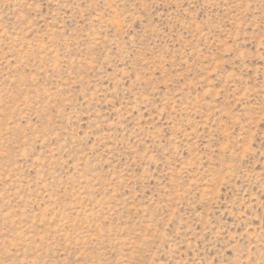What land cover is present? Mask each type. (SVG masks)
Returning <instances> with one entry per match:
<instances>
[{"label": "rangeland", "instance_id": "rangeland-1", "mask_svg": "<svg viewBox=\"0 0 264 264\" xmlns=\"http://www.w3.org/2000/svg\"><path fill=\"white\" fill-rule=\"evenodd\" d=\"M0 264H264V0H0Z\"/></svg>", "mask_w": 264, "mask_h": 264}]
</instances>
